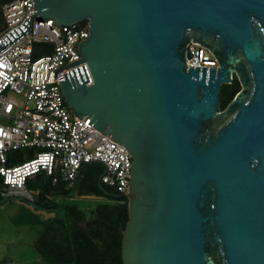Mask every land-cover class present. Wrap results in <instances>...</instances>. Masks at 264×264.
<instances>
[{"label":"water","instance_id":"95a60500","mask_svg":"<svg viewBox=\"0 0 264 264\" xmlns=\"http://www.w3.org/2000/svg\"><path fill=\"white\" fill-rule=\"evenodd\" d=\"M34 1L89 23L57 71L87 62L92 83L85 64L59 80L66 102L132 154L123 264H264V0ZM191 41L217 66L188 65Z\"/></svg>","mask_w":264,"mask_h":264},{"label":"built area","instance_id":"2783aa9c","mask_svg":"<svg viewBox=\"0 0 264 264\" xmlns=\"http://www.w3.org/2000/svg\"><path fill=\"white\" fill-rule=\"evenodd\" d=\"M34 0H10L2 5L0 29V176L4 198H22L34 204L38 190L28 181L38 174L57 181H73L84 164L101 163V181L122 195L130 183L133 161L129 149L75 114L66 102L59 80L64 72L86 61L59 69L81 57L80 42L89 35L87 20L59 25L39 18ZM31 21V22H30ZM45 52L36 54L35 45ZM188 65L216 67L209 49L191 43ZM28 148L30 158L8 165V153Z\"/></svg>","mask_w":264,"mask_h":264},{"label":"trees","instance_id":"16d2710c","mask_svg":"<svg viewBox=\"0 0 264 264\" xmlns=\"http://www.w3.org/2000/svg\"><path fill=\"white\" fill-rule=\"evenodd\" d=\"M8 1L0 0V29L4 24L2 5ZM239 90L236 77L223 84L220 108L224 109ZM31 156L28 148L15 149L8 153L7 163L13 165ZM104 170L101 163H87L73 181L53 183L44 174L28 181L30 188L38 190L33 208L50 213L33 242L44 264H123L122 231L129 218L128 197L101 181ZM2 187L0 176V202L5 199ZM86 195L102 200L79 199Z\"/></svg>","mask_w":264,"mask_h":264},{"label":"rangeland","instance_id":"374dc122","mask_svg":"<svg viewBox=\"0 0 264 264\" xmlns=\"http://www.w3.org/2000/svg\"><path fill=\"white\" fill-rule=\"evenodd\" d=\"M35 50L36 54L41 55L45 47L37 44ZM79 199L98 201L102 197L86 195ZM49 214L33 208L31 203L22 198L10 197L0 202V264H44L33 242Z\"/></svg>","mask_w":264,"mask_h":264},{"label":"bare ground","instance_id":"6f19581e","mask_svg":"<svg viewBox=\"0 0 264 264\" xmlns=\"http://www.w3.org/2000/svg\"><path fill=\"white\" fill-rule=\"evenodd\" d=\"M191 43H198V44H201L199 41H191L190 44H191ZM189 46H190V45H189ZM187 61H188V57H187Z\"/></svg>","mask_w":264,"mask_h":264},{"label":"flooded vegetation","instance_id":"af4514ba","mask_svg":"<svg viewBox=\"0 0 264 264\" xmlns=\"http://www.w3.org/2000/svg\"><path fill=\"white\" fill-rule=\"evenodd\" d=\"M234 77H236V75H234ZM237 78V77H236ZM238 79V78H237ZM239 81V80H238ZM240 83V82H239ZM240 88H241V86H240Z\"/></svg>","mask_w":264,"mask_h":264}]
</instances>
